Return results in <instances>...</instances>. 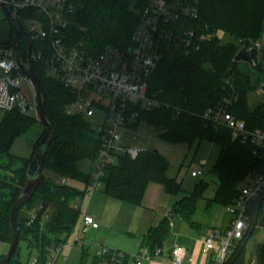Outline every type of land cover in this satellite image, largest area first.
Instances as JSON below:
<instances>
[{"label":"trees","instance_id":"16d2710c","mask_svg":"<svg viewBox=\"0 0 264 264\" xmlns=\"http://www.w3.org/2000/svg\"><path fill=\"white\" fill-rule=\"evenodd\" d=\"M147 1L70 0L72 11L68 15L69 23L62 31L63 38L68 46L81 43L91 53L100 52L107 44L128 49L133 44L139 10ZM30 11L23 10L20 16ZM198 12L197 18L181 20V34L187 28L186 24L195 29L191 45L174 44L163 54L148 78V95L162 104L147 109L132 106L131 109L139 110V115L128 122V126L137 129L142 121H146L156 128L161 140L174 145H192L202 141L217 144V158L211 167L216 176V190L208 199L207 206H228L236 201L241 187L249 178L264 171V149L251 140L241 141L225 125L215 127L202 117V113L234 95L236 100L228 110L243 120L248 129L264 128V102L254 109L248 106V93L254 86L238 68L239 62L234 61L240 40L251 43L260 38L264 0H199ZM219 31L230 33L239 39V43H223ZM13 36L11 27V37L3 43H10ZM40 47L42 42L32 41L33 50ZM27 48V41L23 39L19 44L23 59ZM33 65L47 94L45 114L54 130L44 172L49 170L52 175L66 177L68 181H81L84 188L70 182L58 183L45 173L35 194L19 209V242L6 264H64L59 259L49 263L50 253L60 244H65L77 228L82 210L75 201L83 199L91 180L90 173L79 169L78 161L85 158L97 161L103 131L83 114L67 112V106L76 95L65 86L61 77L49 74L42 63L34 61ZM259 65L257 62L255 67L260 69ZM177 106L184 108L180 114L176 113ZM36 120V117L17 109L5 111L0 120V159L6 158L0 160V241L9 244L13 237L11 207L21 195L28 173L34 174L37 170L35 147L45 134L46 126L29 157L17 156L10 149L16 138L29 130ZM169 167L167 157L154 149L136 158L120 154L114 163L107 166L102 190L111 197L136 205L141 204L151 182L162 184L172 195L184 192L172 211L196 227L194 214L208 182L202 179L193 190L187 191L181 180L168 175ZM263 200L264 191L249 201L250 228L241 239L233 241L223 264H249L246 261V244L264 207ZM43 202H48V206L39 220L38 212ZM170 234L171 217L166 216L144 233L142 248L147 247L154 253L157 248H163ZM121 252V256L112 259V252L99 254L96 247L83 243L79 261L65 264H126L129 254Z\"/></svg>","mask_w":264,"mask_h":264},{"label":"built area","instance_id":"2783aa9c","mask_svg":"<svg viewBox=\"0 0 264 264\" xmlns=\"http://www.w3.org/2000/svg\"><path fill=\"white\" fill-rule=\"evenodd\" d=\"M12 14L18 17L22 24L25 18L31 20L25 27L29 38L34 42H42L40 49L31 50L32 62H40L49 74L59 76L66 87L76 95L73 105L74 113H81L87 118L94 117L98 110L106 111L102 124L98 129L103 131V142L99 157L91 173L88 192L102 189L103 176L108 165L114 163L120 154L136 158L139 154L152 150L149 146L153 141L148 138L147 144L132 145L124 141V134L133 130L128 122L139 115L138 109H147L162 103L150 97L148 78L155 69L163 54L174 44L182 43L188 47L192 43L195 29L191 24L181 34V20L197 18L199 0H148L139 10V22L133 36V44L128 49L107 44L100 52L91 53L83 45L68 46L62 31L69 23L68 15L72 11L70 0H6ZM30 11L23 17L21 11ZM179 38V41H176ZM240 48L246 44L256 64L264 53V44L259 40L248 43L240 40ZM239 48V49H240ZM28 51V48H27ZM21 56V55H20ZM21 60L25 63L26 58ZM254 64V65H255ZM0 108L4 111L19 110L38 117L37 92L32 80L23 72L12 46L0 47ZM27 81L34 93V102L23 88ZM236 100L230 96L216 108L206 110L202 117L215 127L225 125L235 137L245 142L251 140L264 149V128L248 129L243 120L237 118L228 110V106ZM166 106L170 104L165 103ZM184 108L176 107L180 114ZM193 169V176L202 175L204 165ZM67 183V178H62ZM264 191V171L251 177L241 187L239 197L227 210L234 214L225 233L215 229L204 237L203 253L209 254L216 250L218 264H223L230 252L234 240L241 239L250 228L247 214L248 203ZM264 205V200H263ZM99 222L95 216L82 213L74 235V244L83 239L90 228H98ZM66 244V243H65ZM65 244L51 250L49 263L60 259ZM97 252L104 254L112 252L113 258L123 252L106 246H97ZM162 249L157 248L152 253L143 247L135 255L137 263L142 260H152ZM171 264H192L193 257L187 248L176 245L171 250Z\"/></svg>","mask_w":264,"mask_h":264},{"label":"crops","instance_id":"0c3cea01","mask_svg":"<svg viewBox=\"0 0 264 264\" xmlns=\"http://www.w3.org/2000/svg\"><path fill=\"white\" fill-rule=\"evenodd\" d=\"M0 35V42L8 41L11 37V25H9L8 32L4 30ZM259 63L264 64V56ZM263 85L264 81L262 82ZM217 154L218 149L216 157ZM204 162L206 164L203 173L207 167V161L201 162L196 167L199 168ZM92 171L90 172L92 173ZM101 190L91 194L96 193L97 198L103 201L105 210L94 213L84 212L94 215L99 222V227L90 228L89 232L95 239H88L84 235L86 240L83 243L86 244L87 242V244L97 247L99 246L97 243L100 241L102 246L109 245L112 248L127 252L129 258L126 264H138L135 255L142 249L141 242L144 233L151 226L158 224L164 217L169 216L171 217V234L165 242L162 252L155 255L152 260H142L141 264H171V250L176 245L187 248L189 254L193 257L192 264H218L216 250L206 255L202 249L206 235L215 229L222 232L224 218L229 213L226 206L214 204L208 207L207 201L209 198L204 196L198 201L201 204L194 214V220L198 226L194 227L183 220L179 214L172 211L173 205L184 195V192L179 195H172L166 192L162 184L151 182L146 189L141 204L136 205L111 197ZM249 237L254 243V248L251 257H246V261L249 264H264V207ZM132 243H134V246L129 247ZM165 245L167 248H165Z\"/></svg>","mask_w":264,"mask_h":264},{"label":"rangeland","instance_id":"374dc122","mask_svg":"<svg viewBox=\"0 0 264 264\" xmlns=\"http://www.w3.org/2000/svg\"><path fill=\"white\" fill-rule=\"evenodd\" d=\"M23 23L26 27H29V25L31 24V20L25 18L23 20ZM9 25H11L10 20L6 18V16L4 15L0 3V34L4 30L8 32ZM218 34L223 43H227V42H233L236 44L239 43V39H236L228 32L219 31ZM260 38L259 40L264 44V23ZM263 56L264 55L262 54L261 57L258 58L259 62L263 59ZM255 65H252L245 61L240 62L238 64V68L245 76L249 78L250 83L254 86V88H252L248 93V106L251 109H254L261 102H264V91L261 88L262 82L264 81V67H263L264 64L262 63L259 65L262 66V68L260 69L255 67ZM23 88L27 92L31 103H33L35 98L34 93L32 91L30 84L27 81L23 83ZM67 112L72 114L74 113L73 105L69 104L67 106ZM4 113L5 111L0 108V120L2 119ZM32 116L37 118L36 122H34V124L30 127L29 130H27L21 136L16 138L10 149V152L17 156L29 157L34 150L35 141L41 137L42 132L44 130V123L41 120H39L36 112L33 111ZM105 116H106V111L104 112L98 110L96 115L89 119L91 120L94 126L98 127L99 126L98 124L103 123V119ZM148 138H151L153 141L151 144H149L148 147H150L151 149H158L169 160L170 162V167L168 170L169 176L177 177L178 180H181L184 189L188 191L193 190L197 182H199L202 179H205L208 182V185L204 192V196L208 198L214 196V191L216 187L215 184L216 176L212 173L211 167L217 158L216 157V153L218 149L217 144L208 141H202L199 144L196 142L192 145H189L187 143L176 144V145L170 144L161 140L158 136V131L156 130V128L151 126L146 121H142L137 129L127 131L124 134L123 139L125 142L129 144L138 145V144H147ZM0 160H6V158ZM203 161L208 162L204 173L197 177L192 176L191 171L193 169H196V167ZM78 167L82 172L89 174L91 173L90 171H92L95 167V161L88 158L81 159L78 161ZM45 173L47 176L49 175L52 176L56 182L61 183L62 178L59 175H52L49 170H46ZM67 182H70L71 184L79 188L82 189L84 188V183L81 181L67 180ZM75 203L76 205L79 206L82 205L81 206L82 213H84L85 211L86 212L89 211L91 213L98 211L103 212L105 210V205H103V201L97 198L96 193L91 194L90 192H86L83 199L78 198L76 199ZM200 204L201 202L200 203L198 202L197 209H199ZM74 235L75 232L66 242L62 250L63 253L59 259V262L65 264V263H73L79 261L81 257V246L86 239H84L85 237L83 236V239H81V241L76 245L74 244ZM84 235L88 239L91 240L95 239V237H92L89 230ZM97 244H99V246H102L101 245L102 243L100 241H98ZM133 246L134 243L129 245V247H133ZM106 247H109L114 250H118L115 249L114 247L112 248V246L109 245H107ZM8 248H9V243L0 241V255L5 254L8 251ZM165 248H167L166 245ZM253 248H254V243L252 242V239H250L249 237L246 244L247 258L251 257Z\"/></svg>","mask_w":264,"mask_h":264},{"label":"water","instance_id":"95a60500","mask_svg":"<svg viewBox=\"0 0 264 264\" xmlns=\"http://www.w3.org/2000/svg\"><path fill=\"white\" fill-rule=\"evenodd\" d=\"M0 3L2 6L4 15L6 16V18L10 20V23L14 29V36H13L12 41L8 44L0 42V47L12 46L15 48L16 57H17L18 62L20 63V66L23 72L32 80V82L35 85L36 92H37L38 118L46 126L45 134L42 136V138L39 140V142L37 143L35 147L34 161L37 162V170L34 174L28 173L22 193L11 207L10 225L13 230V237L9 244L8 251L0 258V264H6L7 262L10 261L11 257L13 256L17 248L18 242H19V234H20V228H19V222H18L19 209L31 199V197L35 194L37 188L40 186V184L42 183L44 179V176H45L44 165L46 161L47 151H48L49 145L54 135V130H53L52 124L50 123V121L48 120L45 114L47 94L44 89L41 78L37 74L34 68L33 62H32V58H31L32 43L29 38V35L27 31L25 30V27L22 24L21 20L12 14L11 10L8 7L6 0H0ZM22 34L25 36L27 45H28L27 61L25 63L21 60L20 50H19L20 38ZM176 41L178 42L179 38H176ZM234 61L239 62V63L245 61L252 65L255 64L253 56L248 50L246 44L242 45V47L238 50V52L236 53L234 57ZM231 70L232 69H230L227 72V75L230 74ZM262 89L264 90V85L262 86ZM154 151L158 152L159 150L154 149ZM47 206H48V202L42 203L40 210L38 212L39 220L42 218ZM233 218H234V214L232 212H229L225 216L223 227H222V233H225V231L228 229L230 222L232 221Z\"/></svg>","mask_w":264,"mask_h":264},{"label":"flooded vegetation","instance_id":"af4514ba","mask_svg":"<svg viewBox=\"0 0 264 264\" xmlns=\"http://www.w3.org/2000/svg\"><path fill=\"white\" fill-rule=\"evenodd\" d=\"M22 38L26 40L25 36L22 34L20 38V42L23 40Z\"/></svg>","mask_w":264,"mask_h":264}]
</instances>
